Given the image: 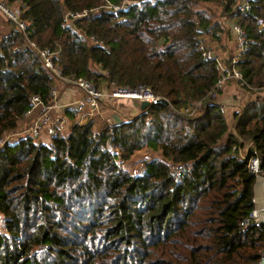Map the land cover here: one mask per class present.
Wrapping results in <instances>:
<instances>
[{
    "label": "trees",
    "instance_id": "16d2710c",
    "mask_svg": "<svg viewBox=\"0 0 264 264\" xmlns=\"http://www.w3.org/2000/svg\"><path fill=\"white\" fill-rule=\"evenodd\" d=\"M4 1L20 6L27 32L0 43V139L21 128L33 97L54 104V75L31 43L54 54L65 79L101 91L147 87L167 102L100 133L75 122L49 143L26 137L0 149V264H259L264 226H241L257 178L240 150L254 143L248 158L264 170V96L230 132L210 97L216 65L200 50L221 25L198 4L219 3L247 30L238 68L262 88L264 0L251 13L241 0ZM142 150L159 155L142 174L123 168Z\"/></svg>",
    "mask_w": 264,
    "mask_h": 264
},
{
    "label": "built area",
    "instance_id": "2783aa9c",
    "mask_svg": "<svg viewBox=\"0 0 264 264\" xmlns=\"http://www.w3.org/2000/svg\"><path fill=\"white\" fill-rule=\"evenodd\" d=\"M255 1L256 0H241L240 7L246 13H251L253 11L252 5ZM116 10H120V8H116ZM0 14L19 32L26 35L27 23L21 18L22 14L19 9L12 8L3 0H0ZM256 24L260 30H264V16L258 17L256 19ZM232 31L236 39V49L232 57L228 60H223L218 57L216 52L209 48L206 43H203L200 46L203 59L207 62L215 63L216 70L219 74V79L215 89L210 94L211 99L216 101L220 97L218 91L223 90L230 82H236L244 89L249 87L245 82V77L242 71L238 68L239 63L244 59L249 50L248 33L241 25H233ZM30 45L32 49L39 53L42 57L44 67L48 71L52 72L55 81H65L74 86L81 94L78 100L64 106L66 112H72L76 115V119L78 120L77 122L80 124H83L84 119L93 116L106 100L126 98L138 102L139 105L143 102H148L150 106L167 102L165 98L155 95L153 91L147 87H139L136 90L117 89L113 91H101L93 82L89 80L65 79L61 76L60 69L54 63V54H52L49 50H40L35 43H31ZM249 88L257 93H260L261 91L264 92V86L262 88ZM58 95V91L54 89L52 91L54 102L58 99ZM31 104L32 108L25 117L31 115L39 108L43 109L42 113L37 116L27 129L22 132L20 130L11 132L0 139V149L4 148L10 142L26 137H30L35 141H38L44 134H46L50 139L63 134V131L68 124L66 116L67 113L62 114L61 116H54L50 111L55 104L46 108L41 99L36 96L31 99ZM203 105L204 104L202 102L198 103L190 115H193L195 111L203 107ZM254 148V143H249L246 147L240 150V158L243 161L248 160V166L251 173L256 176L258 183H262L264 191V170L262 169V161L257 156L248 158L249 150ZM234 150H236V147ZM254 203L255 208L252 210L249 217L241 224L244 229L251 225L264 226V201L262 205H258L257 199L255 198ZM259 264H264V254Z\"/></svg>",
    "mask_w": 264,
    "mask_h": 264
},
{
    "label": "rangeland",
    "instance_id": "374dc122",
    "mask_svg": "<svg viewBox=\"0 0 264 264\" xmlns=\"http://www.w3.org/2000/svg\"><path fill=\"white\" fill-rule=\"evenodd\" d=\"M10 7L20 9L19 8L20 6L18 5H11ZM201 7L210 10L211 13H213L214 16H216L215 21L220 23L221 25V28L219 30L220 39L216 35L213 37H208L206 39V45L209 48L213 49L218 57H220L223 60H228L230 57H232V55L235 52L234 49L236 48V47L234 48V46H236V39L232 31L233 22L230 21L228 17L226 18V16L223 14L224 13L223 7L217 2L198 4V8ZM13 29H15V27L0 14V43L7 36L5 33L11 32ZM221 30L223 31L221 32ZM231 83H236V82H231ZM240 88L243 89L244 93L253 95L254 98L259 93V92L257 93L255 91H251L248 88L245 89L242 87ZM260 93L261 96L262 95L264 96V92L261 91ZM134 104L138 105L139 103L134 100H130L126 98H117L108 101L106 100L104 104L99 107L98 111H96L93 116L84 119L83 123L92 122L94 124V131L100 133L107 124L109 125L116 124V121L113 118L114 115L119 118L126 115L125 118L127 120L132 119L133 117L130 116L128 112L130 108L128 107H132V105ZM140 110H141V105H140ZM117 111L121 112V116L117 113ZM229 113L230 112L227 111V116H226L229 117V119L231 118L230 122L228 123L229 131L235 133V120L233 119V116ZM73 123L74 122L71 121V123L66 125L65 130L63 131L64 135L68 134L71 131ZM29 126H30L29 123L24 125L22 124L19 130L22 132L23 130L27 129V127ZM49 140L50 138L46 134H44L37 142L42 143L43 141H49ZM158 155H159L158 153L150 152L148 150H142L141 152H138L136 156H134L130 161L126 162L123 168L125 167V169L134 173L135 175L142 174L145 169V162L152 160L154 157ZM0 231L5 232L4 219L2 215H0Z\"/></svg>",
    "mask_w": 264,
    "mask_h": 264
},
{
    "label": "crops",
    "instance_id": "0c3cea01",
    "mask_svg": "<svg viewBox=\"0 0 264 264\" xmlns=\"http://www.w3.org/2000/svg\"><path fill=\"white\" fill-rule=\"evenodd\" d=\"M9 33L10 32H6L5 34L8 35ZM235 47L236 46H234V48ZM235 49H234V51H235ZM240 87L241 86L237 83H231V82L228 83V85L222 90V95H220V97L217 100V104L222 106V109H223L225 116H227V111H229L230 112L229 114H231L233 116V119H234V116L236 114L245 113L246 110H248V108L252 105V103L255 100L253 95L244 93L243 89H241ZM54 89H56L58 91L59 95H58V99L54 102L55 106L51 109L50 112L54 116H61L62 114L67 113L66 116L68 119V124L71 123V121L75 123V121H77L76 115L72 112H66L64 109V106L71 103V102L78 100L80 98L81 94L71 84H69L65 81H60V80H57L54 82ZM237 91H239V92H237ZM128 108H130L128 110V112H129L130 116H132V117L139 115L141 112L139 104L138 105L134 104V105H132V107H128ZM42 111H43L42 108L37 109L31 115L25 117L22 120L21 125L22 124L24 125L27 123L31 124L36 119V117L40 113H42ZM117 113L121 116L120 111H117ZM125 116L126 115L120 117L121 120H126ZM114 117H116V116L114 115L113 118ZM226 119H227V123H229L231 120V118L229 119V117H226ZM74 123H73V125H74ZM49 141H43L42 143H49ZM247 145L248 144H246V146ZM263 193H264V191L262 188V183H258V181H257L256 187H255V198L257 199L258 205L263 204V201H264V194Z\"/></svg>",
    "mask_w": 264,
    "mask_h": 264
},
{
    "label": "water",
    "instance_id": "95a60500",
    "mask_svg": "<svg viewBox=\"0 0 264 264\" xmlns=\"http://www.w3.org/2000/svg\"><path fill=\"white\" fill-rule=\"evenodd\" d=\"M149 106H150V104L148 102L141 103V109L142 110L147 109ZM114 119H115L117 124H121L122 123V120L119 117L116 116V117H114Z\"/></svg>",
    "mask_w": 264,
    "mask_h": 264
}]
</instances>
